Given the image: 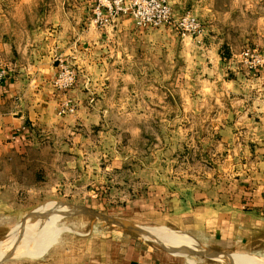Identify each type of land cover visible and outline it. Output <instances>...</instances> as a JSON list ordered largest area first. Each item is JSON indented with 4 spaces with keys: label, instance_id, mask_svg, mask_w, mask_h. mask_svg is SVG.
<instances>
[{
    "label": "rangeland",
    "instance_id": "obj_1",
    "mask_svg": "<svg viewBox=\"0 0 264 264\" xmlns=\"http://www.w3.org/2000/svg\"><path fill=\"white\" fill-rule=\"evenodd\" d=\"M211 2L213 12H178L202 23L200 34L187 36L215 34L229 43L222 50L226 69L258 75L264 69V0ZM206 55L178 61L175 74L153 75L141 73L134 57L123 67L114 59L80 68L66 60L77 78L63 101L70 107L61 114V103L58 110L62 126L36 128L30 141L18 143L22 153L0 154V252H8L0 253V264H129L137 258L144 264H264V226L247 236L232 217L239 200L231 197L248 198L240 187L197 186L211 199L222 197L203 207L223 212V224L214 216L205 223L182 201L193 189L187 180L228 176V158L246 140L228 136L231 123L211 120L222 113L217 100L224 96L220 73L205 70ZM222 124L229 128L217 138ZM43 215L54 218L47 227ZM34 223L24 237L31 253L12 254ZM167 235L182 237L176 242ZM12 238L16 244L7 248ZM248 256L255 259L246 262Z\"/></svg>",
    "mask_w": 264,
    "mask_h": 264
},
{
    "label": "crops",
    "instance_id": "obj_2",
    "mask_svg": "<svg viewBox=\"0 0 264 264\" xmlns=\"http://www.w3.org/2000/svg\"><path fill=\"white\" fill-rule=\"evenodd\" d=\"M95 3L96 0H0V69L4 71L0 82V154L22 153L24 148L18 143L30 141L36 128L52 130L64 123L58 110L75 88L64 92L54 86L59 60L80 68L86 64L96 67L100 58L105 62L114 59L111 63L118 62L117 66L123 67L126 59L134 57L141 73L175 74L180 71L178 61L187 57L193 62V55L204 51L205 70L208 73L213 68L211 72L220 73L217 84L224 96L217 100L222 113L219 110L211 120L232 124L231 128L222 124L215 136L224 137V130L229 128V137L246 140L228 158V176L187 180L185 184L193 189L183 194L182 201L189 203V214L201 219L214 216L223 224V212L203 207L209 200L221 201L222 197L211 199L207 189L197 186L240 187L241 194L248 198L231 197L232 201L239 200L232 217L239 218L237 225L246 230L247 236L258 233L264 226V69L256 76L244 68L226 69L222 50L229 43L215 34L182 36L173 26L141 27L123 15L106 27H98L94 22ZM171 3L175 19L180 16L178 12L195 8L215 11L211 0ZM206 83L214 84L209 80ZM235 228L236 225L233 232ZM218 229L217 226L216 232H220ZM132 263L144 264L140 258L131 259L129 264Z\"/></svg>",
    "mask_w": 264,
    "mask_h": 264
},
{
    "label": "built area",
    "instance_id": "obj_3",
    "mask_svg": "<svg viewBox=\"0 0 264 264\" xmlns=\"http://www.w3.org/2000/svg\"><path fill=\"white\" fill-rule=\"evenodd\" d=\"M125 14L132 16L141 27L170 25L183 35H198L203 31L202 23L190 13L175 19L170 0H97L94 22L105 26L112 19ZM3 76L4 71L0 69V82ZM76 78L74 68L66 60H59L58 71L53 81L54 86L58 90L67 91L75 84ZM68 107H70L69 101L62 103L60 113L62 114L65 111L64 108Z\"/></svg>",
    "mask_w": 264,
    "mask_h": 264
},
{
    "label": "bare ground",
    "instance_id": "obj_4",
    "mask_svg": "<svg viewBox=\"0 0 264 264\" xmlns=\"http://www.w3.org/2000/svg\"><path fill=\"white\" fill-rule=\"evenodd\" d=\"M57 206H58V205H57ZM58 212H59V214H60V213H64V210H63V209H61V210L59 209ZM58 212L55 214L56 216L59 215ZM43 214H45V213H43ZM53 217H54V216H53ZM53 219H54V218L49 219V218H47L46 216L43 215V216H42V219L40 220L41 223H42L41 226H46V227H47L49 224H51V221H52ZM26 222H27V221H26ZM25 224H26V223H25ZM27 224H29V223H27ZM24 226H25V225H24ZM34 227H35V223H34L33 226L31 225V226H28V227H27V229L25 230L26 233H25L24 235L19 236V237H18V236H15V237H18V240L15 241V242H18V243H17L18 245H17V248H15V250H11V251H12V252H11L12 254L15 255L16 253H18V254H27V253L30 254V253H31V251H30L29 249L26 248L27 240H25L24 237L27 236L26 234L29 233L30 231H32V229H33ZM22 228H24L23 225H22V227L19 228V229H22ZM161 234H162V233H161ZM164 236H165V238H166V235H164ZM167 236H168V235H167ZM178 237H179V236H178ZM178 237H177L176 235H173V236L169 235L167 238H168L169 240H171V241H176V242H178V241H180L179 238H181L182 236L179 237V238H178ZM14 239H15V238H12V239H9V241H7V242H8V244H7V248H8L9 242H10V244H11V243H14V241H13ZM28 239H29V238H28ZM11 240H12V242H11ZM189 242H190V241H189ZM33 243H34V242H33ZM14 244H16V243H14ZM35 244H36V243H35ZM184 244H186V243H184ZM11 245H12V244H11ZM37 245H38V244H37ZM9 246H10V245H9ZM13 246H14V245H13ZM183 247H184V246H183ZM186 248H187V247H186ZM0 249H3V248H0ZM9 249H10V248H9ZM9 249H8V250H9ZM8 250H7V251H8ZM0 251H1V250H0ZM3 252H5V251L3 250V251L0 252V253H3ZM5 253H8V252H5ZM18 254H17V256H18ZM0 256H1V255H0ZM239 258H240V257H239ZM232 259H233V258H230V261H234V259H236V258H234L233 260H232ZM237 259H238V258H237ZM244 259H245L246 262H247V260H251V259L253 260V259H255V258H253V257H251V256H248V257H245ZM255 260H256V263L258 264V260H259V259H258V260L255 259ZM253 262H254V261H253ZM229 263L231 264V262H229ZM249 264H250V263H249Z\"/></svg>",
    "mask_w": 264,
    "mask_h": 264
}]
</instances>
